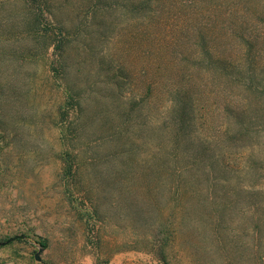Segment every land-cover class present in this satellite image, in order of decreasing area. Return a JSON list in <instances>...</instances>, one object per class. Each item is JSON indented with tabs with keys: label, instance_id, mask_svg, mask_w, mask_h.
Instances as JSON below:
<instances>
[{
	"label": "rangeland",
	"instance_id": "rangeland-1",
	"mask_svg": "<svg viewBox=\"0 0 264 264\" xmlns=\"http://www.w3.org/2000/svg\"><path fill=\"white\" fill-rule=\"evenodd\" d=\"M30 1L0 0V264H264V0H54L63 60Z\"/></svg>",
	"mask_w": 264,
	"mask_h": 264
},
{
	"label": "trees",
	"instance_id": "trees-1",
	"mask_svg": "<svg viewBox=\"0 0 264 264\" xmlns=\"http://www.w3.org/2000/svg\"><path fill=\"white\" fill-rule=\"evenodd\" d=\"M53 1L54 0H31L28 5L30 6V8L32 9V12L35 14L36 16V21H40V17L44 18L48 24H52V23H56V29H54L55 31L53 32L54 35H56L55 39H53V42H55V45L57 46V53L59 54V56L61 55V57L63 56L62 60L64 59V53L67 49V43L70 40L69 36H70V31L67 30L66 25H65V21L61 18V16H59L58 12L56 11V8H54L53 6ZM154 2L156 4L161 3L162 0H136L132 3H128L127 6L131 7L132 9H130V11H133L136 7H138V10L145 13L147 11H149L150 8H153L152 4H154ZM95 5V7L93 8V6ZM100 7L97 3H94V0H90L89 2V15L90 14H94V10L96 8ZM128 8V7H126ZM37 13V14H36ZM146 15H148V12L146 13ZM48 32V31H47ZM52 34V35H53ZM48 36V35H47ZM67 44V45H66ZM206 51V49H205ZM208 52V51H206ZM211 51H209V53H206L210 58H212V54L210 53ZM222 62V61H220ZM249 81L253 82L254 80V74H250L249 75ZM115 85H117V83H114ZM252 85L254 86V84L251 83V87ZM180 94V93H179ZM182 94V92H181ZM180 94V95H181ZM187 94V93H186ZM76 100V99H75ZM73 99V103L75 108H72L73 110H76V112L81 111L82 110V103L80 101H75ZM191 107V106H190ZM182 107H179L175 110V107H172V112L177 114V121H176V126L173 130V134H174V143L179 146L180 143L182 142V140L185 142V146L188 149H192L193 150V154H194V149H196L197 154H196V158L195 161H201L202 158L207 157L206 155V149H205V145L207 143H205L203 140H199L196 137H190L191 135V122L192 121H188L186 119V117L191 113V110L188 111V107L187 105L184 106L183 109H181ZM192 112H194V108L192 106ZM191 120H193V118H191ZM195 126V125H194ZM181 135H184L183 137H181ZM190 137V138H189Z\"/></svg>",
	"mask_w": 264,
	"mask_h": 264
},
{
	"label": "water",
	"instance_id": "water-1",
	"mask_svg": "<svg viewBox=\"0 0 264 264\" xmlns=\"http://www.w3.org/2000/svg\"><path fill=\"white\" fill-rule=\"evenodd\" d=\"M38 259V257H36Z\"/></svg>",
	"mask_w": 264,
	"mask_h": 264
}]
</instances>
